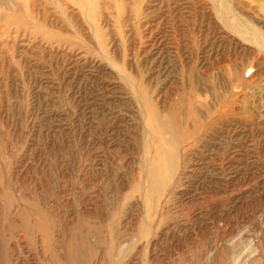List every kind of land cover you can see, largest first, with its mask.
Segmentation results:
<instances>
[{"label":"rangeland","instance_id":"rangeland-1","mask_svg":"<svg viewBox=\"0 0 264 264\" xmlns=\"http://www.w3.org/2000/svg\"><path fill=\"white\" fill-rule=\"evenodd\" d=\"M4 1L0 264H264V0Z\"/></svg>","mask_w":264,"mask_h":264},{"label":"bare ground","instance_id":"bare-ground-1","mask_svg":"<svg viewBox=\"0 0 264 264\" xmlns=\"http://www.w3.org/2000/svg\"><path fill=\"white\" fill-rule=\"evenodd\" d=\"M10 1V0H9ZM2 2H3V5H7L6 4V2L4 1V0H2ZM6 9H7V6H6ZM159 167V166H158ZM158 167H156L157 169H158ZM157 173V172H156ZM158 173H160V172H158ZM159 175V174H158ZM160 178V177H159ZM156 181H158V180H156Z\"/></svg>","mask_w":264,"mask_h":264}]
</instances>
